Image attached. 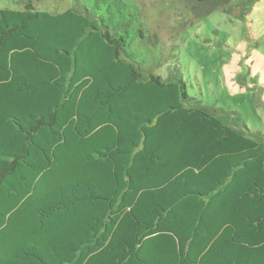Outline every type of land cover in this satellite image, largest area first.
Wrapping results in <instances>:
<instances>
[{
	"label": "trees",
	"instance_id": "1",
	"mask_svg": "<svg viewBox=\"0 0 264 264\" xmlns=\"http://www.w3.org/2000/svg\"><path fill=\"white\" fill-rule=\"evenodd\" d=\"M70 1L0 6V264H264V140L158 72L139 0Z\"/></svg>",
	"mask_w": 264,
	"mask_h": 264
},
{
	"label": "rangeland",
	"instance_id": "2",
	"mask_svg": "<svg viewBox=\"0 0 264 264\" xmlns=\"http://www.w3.org/2000/svg\"><path fill=\"white\" fill-rule=\"evenodd\" d=\"M49 11L63 10L70 0H33ZM24 0H0L18 8ZM146 34L166 42L167 65L176 64L192 102L223 109L219 117L264 140V0L237 15L238 0H227L207 13L191 0H139ZM201 13V14H199ZM170 65V66H169ZM169 66V67H168Z\"/></svg>",
	"mask_w": 264,
	"mask_h": 264
}]
</instances>
